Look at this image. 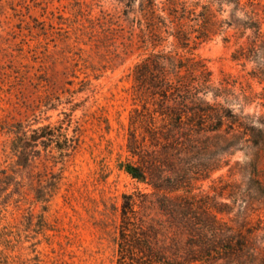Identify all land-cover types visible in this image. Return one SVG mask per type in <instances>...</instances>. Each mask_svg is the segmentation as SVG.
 Returning <instances> with one entry per match:
<instances>
[{
	"label": "rangeland",
	"instance_id": "1",
	"mask_svg": "<svg viewBox=\"0 0 264 264\" xmlns=\"http://www.w3.org/2000/svg\"><path fill=\"white\" fill-rule=\"evenodd\" d=\"M157 52L206 69L219 90L207 103L264 115V0H0V264H161L133 250L141 233L152 256L175 263L172 244L188 237L159 204L185 193L154 191L151 180L170 188L167 168L132 155L151 153L147 130L162 124L158 100L133 80ZM62 136L73 140L65 158ZM251 159L235 151L191 195L227 212L217 218L234 232L247 220L242 233L264 259V209L244 210L221 190L247 183ZM261 169L264 179V151ZM213 256L193 264H226Z\"/></svg>",
	"mask_w": 264,
	"mask_h": 264
},
{
	"label": "trees",
	"instance_id": "2",
	"mask_svg": "<svg viewBox=\"0 0 264 264\" xmlns=\"http://www.w3.org/2000/svg\"><path fill=\"white\" fill-rule=\"evenodd\" d=\"M247 27L259 33L256 24L250 23ZM183 70L187 72L185 75L182 74ZM133 80L138 90L158 100V110L154 114H157L162 124L147 130L151 153L142 154V151L134 150L132 155L138 156L141 162L146 159L145 163L153 169L167 168L162 169L161 176L164 172L170 175L161 178V183L170 185V188H163L162 184L151 180L148 185L154 191L166 195L180 191L185 193V196L165 199L169 205L159 204L160 211L169 215L177 231L179 229L181 234L185 232L188 237L184 248L178 242L172 244L173 264L200 263L212 255L213 260L219 256L226 264L263 263L264 259L260 255L262 251L249 245L247 236L242 233V228L249 222L244 220V224L234 232L226 222L217 218V215H227V212L210 206L206 197L197 199V196L191 195V185L227 167L229 157L235 151L248 149L252 159L247 167V183L244 186L225 184L221 190L227 199L243 204L244 210H263L261 156L264 151V115L249 117L241 113L242 116L238 117L219 103H207L204 97L212 92L209 73L198 64L194 68H187L177 53L151 54L135 64ZM221 93L228 91L223 90ZM212 94L218 98L219 90ZM224 102L227 103L226 100ZM48 140L52 142L50 138ZM72 143L73 140L66 136H62L61 142H56L61 158L68 156ZM158 152L161 154L158 155ZM167 156L172 157V162ZM127 169L133 179L142 182L147 180L141 168L130 165ZM133 205L128 202L123 206L122 216L126 221L129 220L128 214H134ZM245 232L251 235L253 228ZM140 236L137 238V246L133 248L141 255L140 259L148 258L147 262H152L156 258L155 263L170 264L163 259L162 262L158 256H152L154 248L149 237L146 233ZM191 255L196 257L191 258Z\"/></svg>",
	"mask_w": 264,
	"mask_h": 264
}]
</instances>
